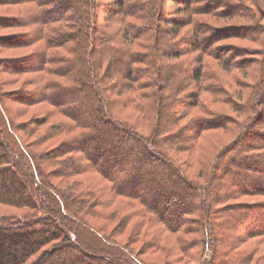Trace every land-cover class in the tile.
Here are the masks:
<instances>
[{"label":"trees","instance_id":"1","mask_svg":"<svg viewBox=\"0 0 264 264\" xmlns=\"http://www.w3.org/2000/svg\"><path fill=\"white\" fill-rule=\"evenodd\" d=\"M244 2L0 0L34 4L31 15H1V29L35 26L0 35L1 48L31 49L0 61V72L29 74L33 86L8 93L0 83V203L19 210L0 217V264H264V198L249 200L264 197V83L237 108L204 97L222 104L236 90L220 74L205 82L211 61L219 72L250 61L264 69L262 45L234 43L263 44L264 22L211 21L244 16ZM43 101L45 116L16 122L11 103ZM42 125L33 147L64 142L26 146L18 131ZM214 130L234 135L196 161ZM189 162L202 164L196 175ZM86 171L106 184L87 188L77 178ZM91 217L118 224L110 233L112 223ZM161 250L157 262L141 257Z\"/></svg>","mask_w":264,"mask_h":264},{"label":"rangeland","instance_id":"2","mask_svg":"<svg viewBox=\"0 0 264 264\" xmlns=\"http://www.w3.org/2000/svg\"><path fill=\"white\" fill-rule=\"evenodd\" d=\"M242 1H245L243 4L247 5V7H244L243 4H238L240 5L239 7L241 8L242 14H244V16L242 17H237L234 18L232 20L230 19H220V20H215V19H211L212 22H214L217 25L220 26H224V25H228L229 23H236L237 25H245L248 27H251V25L253 26L256 23L259 22H264L261 18V14L259 12V8L260 7H264V0H231L232 3H241ZM252 9V10H251ZM25 11L26 12L24 14H33L32 12L34 11V4H24V5H0V16L1 15H15L17 14V11ZM210 19V18H208ZM35 27L33 26H25V28H9V29H1L0 28V35H11L13 33H18L19 31H29L30 28ZM250 33V37H251V31H249ZM235 44L238 45H243V46H248L250 48L253 47H260L261 45L264 47V42L263 44L261 43H256L254 41L250 39H237L234 42ZM30 48L28 49H4L0 47V61L3 60H7L9 61V59L12 58H16V57H20L26 53H30ZM251 52V49H250ZM248 57V56H245ZM208 79L207 81H205L206 83H216L214 76L217 74H220V77L222 80L227 81V83L229 82L228 80H230L231 83H233L234 85V89H232V91L230 90L229 93H223L219 100H221L222 104H215L212 102V100L214 99V94H204V97L207 98V100L209 101V106L212 108H227V107H235L237 108V106H241L243 105V103L247 100L251 98V102H254L257 99V91L254 89L255 87L259 86L261 83H264V69H262V66L257 62L254 63V66H251V61L248 63L247 66L243 67H236L233 68L230 72H219V68L218 66L211 61L210 66L208 67ZM252 76V79H251ZM30 79V75L29 74H25V75H17L14 74L12 72H5V73H1L0 72V83L2 85V88L5 92L9 91H16V89H20V87L22 88H33L32 85H30V83H32L31 81H29ZM57 80L59 81H63L64 83H66V80L64 78H57ZM26 83H29V85H27ZM253 83H260L258 85H254ZM236 91V92H234ZM237 104V105H236ZM13 109H15L14 114L16 116V122H18L21 125H25L27 122L32 121L34 119H37L40 116H45L49 109L51 108V104L48 102H37V104H31L29 106L24 105L23 103H11ZM135 115V114H134ZM234 116L237 119H243L244 114L242 113H234ZM56 119L60 118V116L55 117ZM235 120V119H234ZM237 121V120H235ZM52 122H55V119H52ZM50 122V123H52ZM45 126L42 125L39 128L34 127V133L33 134H27L25 133L23 130H19L18 132L21 134V136L25 137V135H28V137L25 138V144L26 146H29L30 149H32L33 151H38V150H53V148L59 146L62 142H64L63 138H60L58 140L55 141H50L40 147H33V140L35 139V136L37 135V129L38 131L41 129V131H43ZM233 133L230 130H214L211 132H208V135L203 137L201 139V148L199 150V154L198 152L196 154H193L192 156H194V159L197 161L199 159L201 160H206L209 157V154L213 151V149H216V147H220L221 144L225 143V142H229L230 139L233 137ZM38 149V150H37ZM198 154V156H197ZM187 158V157H186ZM197 158V159H196ZM63 159V156L57 157L56 160H60ZM191 159V157H190ZM193 160V159H192ZM199 162H202V161ZM182 161V160H181ZM184 162V161H182ZM198 162V163H199ZM196 166H193L191 164V162H189V164H183L185 167H187L189 169V173L191 175H196L198 173V171L200 170L202 164L199 163ZM56 167V166H55ZM78 179L84 181L86 183L87 188H101L103 186V184H106V181L103 180V178L95 173V172H91V171H86L83 172L79 177H77ZM55 182H58V179H54ZM73 179H71L70 181H72ZM264 197L262 196H254L251 197L249 200H253V199H263ZM119 203H121L122 205H125L127 203V199L125 198H120L119 199ZM121 205V206H122ZM112 208H118L121 209L120 206L116 205V206H112ZM12 212H18L19 210L12 208L10 206H7L5 204L0 203V217L3 215H7L9 213ZM109 219V218H108ZM91 220H97L99 221V223H112L111 226H109V232L112 233V229L114 228V225L116 226L118 224V219L114 220L113 222L111 220H107L106 218H93L91 217ZM130 226L132 227V224H130ZM157 231L163 233V235H165L169 240H173L171 238L172 237H176L173 236V234L169 233L167 230L163 229V228H155ZM163 229V230H162ZM128 229L122 231V235L117 236V239L122 240V241H126L128 239L129 233L127 232ZM117 233V232H116ZM121 233V232H120ZM142 246V244H140L137 248L140 249ZM150 251H148L146 254H142L141 257L146 258L149 262L154 263L157 262L163 258L160 257V255L163 253V251L161 250V252L158 253H154V254H149ZM165 254V253H164ZM172 255V253H170ZM165 256V255H164ZM155 264V263H154ZM189 264H200L197 258H194V261Z\"/></svg>","mask_w":264,"mask_h":264}]
</instances>
